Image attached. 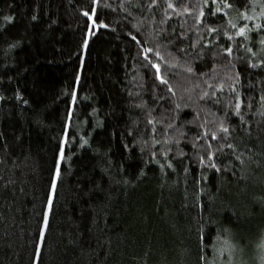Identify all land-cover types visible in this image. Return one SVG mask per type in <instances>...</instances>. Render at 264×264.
<instances>
[{"label":"trees","instance_id":"16d2710c","mask_svg":"<svg viewBox=\"0 0 264 264\" xmlns=\"http://www.w3.org/2000/svg\"><path fill=\"white\" fill-rule=\"evenodd\" d=\"M258 8L0 0V264H264Z\"/></svg>","mask_w":264,"mask_h":264},{"label":"snow or ice","instance_id":"6c2138e0","mask_svg":"<svg viewBox=\"0 0 264 264\" xmlns=\"http://www.w3.org/2000/svg\"><path fill=\"white\" fill-rule=\"evenodd\" d=\"M6 19H11V17H6ZM245 31V29L244 28H241L240 29V33L239 34H243V32ZM261 43L262 44H264V41H261ZM148 51H151V50H148ZM227 51H231V49H227ZM251 51V50H250ZM262 63H264V62H262ZM256 65H253V67H255ZM157 67V69H158V66H156ZM189 71H191V69H189ZM162 83H167V81L166 80H163L162 79V81H161ZM223 131H227V129L226 128H223L222 129ZM216 137H215V134H213V139H215ZM59 176V168H57V170H56V173H55V177H58ZM55 177L53 178V181H52V189H53V191L55 190V188H56V179H55ZM51 203H52V201H51V199H49V207L51 206ZM44 224H45V226H47V213H45V218H44ZM41 237H43V232L41 233Z\"/></svg>","mask_w":264,"mask_h":264},{"label":"rangeland","instance_id":"374dc122","mask_svg":"<svg viewBox=\"0 0 264 264\" xmlns=\"http://www.w3.org/2000/svg\"><path fill=\"white\" fill-rule=\"evenodd\" d=\"M264 9H256V12H257V14L256 15H261V16H263L262 18H264V11H263ZM262 41V40H261ZM262 46H263V49H264V44H262Z\"/></svg>","mask_w":264,"mask_h":264}]
</instances>
